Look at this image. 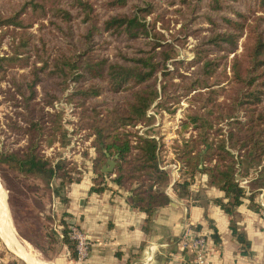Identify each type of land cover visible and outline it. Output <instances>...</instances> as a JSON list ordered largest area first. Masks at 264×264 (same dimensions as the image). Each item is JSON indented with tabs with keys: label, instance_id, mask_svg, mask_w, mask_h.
<instances>
[{
	"label": "rangeland",
	"instance_id": "1",
	"mask_svg": "<svg viewBox=\"0 0 264 264\" xmlns=\"http://www.w3.org/2000/svg\"><path fill=\"white\" fill-rule=\"evenodd\" d=\"M90 1L94 9L101 12L107 8V2L110 0ZM147 1H151L154 7L146 14V19L153 23L155 30L162 33L160 38L173 43L177 50L175 58L181 61L174 63L169 59L166 62L168 68L172 70L170 80L176 85L169 84L166 93L161 92L147 107L146 115L149 116L147 120L139 119L120 123L112 131L122 138L127 137L132 154L138 151L137 145L142 137H153L158 143L156 151L158 166L166 174V178L153 182V188H158L169 196L182 198L187 202L206 205L210 201L214 202L215 196L224 195V192L211 182L213 177L210 168L215 165L223 168L225 166L223 163H232L244 153L245 147L239 145L240 141H237V138L259 139L261 164H264V119L252 123L247 113L248 110L257 112L264 109V96L262 101H252L248 106L244 104L239 106L236 99L237 89L241 84L234 77L232 68L233 61L238 59L242 71L249 69L250 60L244 56V48L252 42V35L246 28L232 51L209 49L207 55L218 62L216 71L207 78L202 76V83L192 84L195 82L194 79L199 77L200 72L199 65L195 62L196 46L213 26L205 15L220 21L219 13L223 12L232 16L234 14L228 9L221 11L209 9L206 0H190V7L180 4L179 0ZM21 2L22 0H0V12L4 15L8 14L12 4ZM50 2L57 3V0H46V3ZM233 5L246 13L247 23L252 22L257 15H264V11L255 8V4H248L246 0L233 2ZM117 7L118 5H115L113 9ZM22 15L25 21H31L25 29L32 33H39L40 21L48 22L47 16L31 15L29 11ZM74 25L75 31H80L84 23L74 19ZM261 27L264 29V21ZM22 29L24 28L13 24L0 25V55L12 53L14 44L18 40V31ZM55 33L60 40L59 31ZM109 39V43L101 49V52L112 57L116 50L115 45L119 44L123 47L125 41L112 36ZM32 53V51H23L20 55L31 60L34 58ZM28 68L29 63L18 62L7 66L4 74H0V151L15 149L22 151L30 145H35L43 158L49 159L53 164L56 161L61 162L63 165L61 170L65 174L62 177L54 175L47 181L46 178L24 175L13 160L0 161V181L5 191L9 216L17 235L31 256H37L52 264H85L88 254L81 259L77 256L72 258L62 240L63 221H66L69 231L71 229L69 232L71 239L74 240L71 236L74 233V227L88 235L76 210L79 203L72 193L74 182L89 178L92 185L96 179L105 189H112L113 192H118L119 189L122 192L128 190L114 182V167L111 171L103 170L105 173L102 175L94 171V162L98 153L94 142L95 133L91 127L87 126L95 115L91 113L90 107L93 104L100 105L98 106L101 109L99 115L105 118L108 117L105 116L106 107L123 104L129 95L125 91L112 93L104 90L93 97L84 99V105H82L70 97L73 90V82H70L66 88L57 92L58 96L51 102H45L42 86L37 83L34 102L38 105L26 107L12 83L11 72L18 75L26 72ZM175 69H178L177 71L181 74L173 72ZM164 81L162 71H158L155 77L156 86L159 88ZM83 106L87 107L86 110ZM194 112L211 113L208 116L212 124L207 130V142L210 141L217 151L220 141L224 140L225 149L229 152H222L227 154L225 158L219 152L208 154L200 129L189 119V115ZM22 117L37 119L39 122L43 120V130L36 132L34 136H29L27 132H16L12 127L14 120L21 122L24 126L28 125ZM186 122L187 125H184ZM54 125H58V128L54 129ZM230 133L234 134L233 141L229 138ZM186 143L192 147L193 154L200 155L201 162L194 168L189 166L192 171L186 170V162L182 155L183 145ZM107 158L117 160L115 155L111 154ZM238 164V162L233 163L234 178L244 187L247 195L254 192V201L259 206L258 210L251 208L249 205L251 202L247 196L242 197V202L238 205L247 207L264 218V187L252 188L250 185V180L257 174L260 165L248 166L242 163L238 166ZM245 165L248 166L247 172ZM141 179L146 180V183L151 182V179L142 172L140 176L133 179L131 185L135 186ZM185 179L189 183L182 185ZM128 191L130 193V190ZM85 197L87 199V196ZM232 216L233 221L238 218L236 211ZM86 241L88 251L92 244L91 237L87 236ZM0 264H27L7 246L1 235Z\"/></svg>",
	"mask_w": 264,
	"mask_h": 264
},
{
	"label": "trees",
	"instance_id": "2",
	"mask_svg": "<svg viewBox=\"0 0 264 264\" xmlns=\"http://www.w3.org/2000/svg\"><path fill=\"white\" fill-rule=\"evenodd\" d=\"M172 0H169L171 2ZM243 0H206L207 8L214 11L230 10L232 15L219 13L220 21L215 17L205 15V18L213 24L210 32L201 38L196 46L195 62L199 65L200 72L195 82H203L201 77L207 78L215 73L218 62L207 55L209 49L217 48L232 51L239 37L247 28L252 35V42L245 46L244 56L250 60L249 69L242 71L240 62L235 59L232 63L234 77L241 84L238 90L237 103L248 106L252 101H262L264 96V29L261 27L264 15H257L250 23L246 22V13L238 9L233 2ZM245 1V0H244ZM180 4L190 7V0H179ZM248 4H255V8L264 11V0H246ZM174 3V2H173ZM118 5L117 9H113ZM154 4L147 0H110L107 8L101 12L94 9L90 0H57V3H46V0H22L21 3L12 4L8 14L0 12V25L13 24L24 29L18 31V40L14 44L11 54L0 55V74H4L7 66L15 63H29L26 72L16 75L11 72L12 83L16 91L21 95V101L26 107L38 105L34 102L37 94L36 84L43 89L44 101L51 102L61 89L63 90L70 82H73L71 96L84 105V99L93 97L104 90L117 93L125 91L128 97L123 104H115L106 107L107 114L102 117L100 105H91V113L95 114L87 126L95 133V146L98 155L94 162V171L99 175L104 174L102 165L107 158V153L115 155L117 164L114 166V182L120 187L130 190L128 200L134 206L144 210L148 216L162 205L169 203L170 196L158 188H153V182L166 178L158 166L157 141L153 137H142L138 143V151L131 152V144L127 137L114 134L112 129L126 122L139 119H148L147 107L162 92L166 93L169 84L176 83L170 80L172 70L166 64L167 60L181 62L176 59L177 50L169 40L160 38L161 32L154 29L153 23L146 19V14L152 10ZM30 12L35 16H47V23L41 22L38 27L39 33H32L25 29L31 21H25L23 13ZM208 14V13H206ZM74 19L83 22V29L75 31ZM255 20V23L253 24ZM222 25H224L222 27ZM59 31L61 37L58 40L55 31ZM123 39L124 46L115 45L116 50L110 57L102 53L101 49L109 43V37ZM23 51L34 54V58L28 60L22 57ZM29 55V54H26ZM175 69L173 72L181 74ZM158 71H162L165 81L158 88L155 77ZM245 72V73H243ZM48 80V82H47ZM84 80H87L84 82ZM172 84V85H173ZM58 88V89H57ZM240 89V90H239ZM213 90V89H212ZM86 110V106H83ZM210 112L212 110H209ZM249 111V112H248ZM250 121L254 123L264 119V109L257 112L248 110ZM211 113L194 112L190 114V121L200 129L204 137V145L208 154L219 152L225 158L229 153L225 149L224 140L219 143L217 151L212 143L207 142V130L211 126ZM28 125L13 121L16 132L34 136L36 132L43 130V120L22 117ZM187 125V122L184 123ZM58 125H54V129ZM234 134L229 138L233 141ZM239 145L244 146V153L232 163H223V168L218 165L212 166L210 173L212 183L216 184L223 192V196H215L214 202L226 213L232 215L242 197L250 199V207L258 210L259 204L254 201V192L246 194L242 185L234 178L233 163H246L248 166L260 165L257 174L250 180L252 188L264 187V164H261V152L257 138L241 139ZM193 142V140H190ZM33 142V141H32ZM251 142V143H249ZM189 143L183 145L182 155L186 162V170L189 171L198 165L199 153H192ZM14 161L20 172L24 175L46 178L49 181L54 175L64 176L61 169L63 165L56 161L54 164L47 158H43L35 145L26 147L25 150L0 151V161ZM245 165V166H246ZM189 166L192 168L190 169ZM246 166L245 171H248ZM192 171V170H191ZM145 173L151 182L141 179L135 186L133 179ZM97 178V177H96ZM185 179L181 184L187 185ZM100 181L94 179L89 191H102L104 189ZM58 191V188H56ZM264 193V192H263ZM62 240L67 246L72 258L77 256L76 240L69 237V229L66 221H63ZM212 236L217 239L215 225ZM230 227L236 239L242 244V252H249L250 241L244 231L239 230L230 218Z\"/></svg>",
	"mask_w": 264,
	"mask_h": 264
},
{
	"label": "crops",
	"instance_id": "3",
	"mask_svg": "<svg viewBox=\"0 0 264 264\" xmlns=\"http://www.w3.org/2000/svg\"><path fill=\"white\" fill-rule=\"evenodd\" d=\"M90 185L86 178L72 186L79 203L76 210L92 241L85 264H192L194 254L179 244L184 223L206 234L205 264H264V218L247 207L237 206L234 221L250 241L249 252L244 253L230 227L233 216L213 201L204 205L170 195L169 203L148 216L129 202L128 190L90 192ZM5 204L1 219L9 231L14 226ZM0 235L4 239L1 230Z\"/></svg>",
	"mask_w": 264,
	"mask_h": 264
},
{
	"label": "built area",
	"instance_id": "4",
	"mask_svg": "<svg viewBox=\"0 0 264 264\" xmlns=\"http://www.w3.org/2000/svg\"><path fill=\"white\" fill-rule=\"evenodd\" d=\"M183 231L180 235L179 244L182 249H190L194 254L192 264H205L207 257L206 234L201 231H194L187 223H184ZM71 232V229H70ZM71 236L76 240L77 258L81 259L89 253L86 250L87 236L81 233L77 227H74V233ZM182 256H180V259Z\"/></svg>",
	"mask_w": 264,
	"mask_h": 264
},
{
	"label": "bare ground",
	"instance_id": "5",
	"mask_svg": "<svg viewBox=\"0 0 264 264\" xmlns=\"http://www.w3.org/2000/svg\"><path fill=\"white\" fill-rule=\"evenodd\" d=\"M5 203H6L5 192L2 186V182L0 181V230L4 235V240L7 243V246L23 259L28 260L29 264H52L44 260H41L37 256L36 257L31 256V254L27 252V248L23 244L21 238L17 235L14 228L12 227L11 230L9 231L5 228L4 222H2L1 219V217L3 216V208H5L6 206Z\"/></svg>",
	"mask_w": 264,
	"mask_h": 264
},
{
	"label": "water",
	"instance_id": "6",
	"mask_svg": "<svg viewBox=\"0 0 264 264\" xmlns=\"http://www.w3.org/2000/svg\"><path fill=\"white\" fill-rule=\"evenodd\" d=\"M107 155L109 154L107 153ZM115 164H117V161L114 158H107L106 163L102 165V170L111 171Z\"/></svg>",
	"mask_w": 264,
	"mask_h": 264
}]
</instances>
